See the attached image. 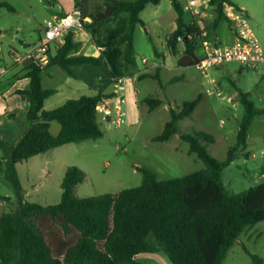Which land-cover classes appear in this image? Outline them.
<instances>
[{
    "label": "trees",
    "instance_id": "obj_1",
    "mask_svg": "<svg viewBox=\"0 0 264 264\" xmlns=\"http://www.w3.org/2000/svg\"><path fill=\"white\" fill-rule=\"evenodd\" d=\"M226 1L230 2L210 0L214 18L205 27L194 15L186 20L180 3L171 0L176 12L175 28L165 36V44L179 66H195L204 58L200 32L214 30L221 21H227L222 11ZM148 3L156 5L159 0H81L77 8L82 18L92 17L90 24L83 25L85 28L103 26L120 13L128 12L126 28L117 38L123 46L120 65L127 69L137 65L134 32L137 24H144L140 12ZM0 7L14 10L4 0H0ZM73 37V31H69L63 43L54 45L52 55L47 56L49 51L46 52L44 61L26 63L29 85L15 90L27 100L28 107L26 127L15 142L8 145L0 140L9 160L7 173L19 194L16 209L0 213V264H142L135 258L138 253L158 250L172 264H222L241 232L264 220V181L229 194L221 178L222 170L234 159V152L246 144L252 118L264 114V107L254 106L248 93L241 89L237 91L244 114L238 123L236 143L224 160L213 157L201 144V140L213 141L211 135L202 131L182 133L179 137L188 143V152L203 161L202 169L160 180L149 168L140 167L141 183L137 186L78 197L75 187L86 180V173L77 166H69L56 203L42 205L21 197L17 163L65 144L103 136L96 105L108 96L100 91L67 99L53 109L43 108L44 100L56 92L42 86L45 67L57 65L76 77L74 66L103 65L99 57L76 54L80 42ZM146 76L158 79L157 73H140L137 79ZM200 98L198 95L183 102L177 111L170 108V118L162 132L151 139L168 141L178 132V121L190 115ZM143 101L149 109L162 102L152 97ZM51 121L60 126L56 135L50 131ZM52 226L60 229L57 240L47 232ZM242 248L253 264H264L260 256L244 245Z\"/></svg>",
    "mask_w": 264,
    "mask_h": 264
},
{
    "label": "rangeland",
    "instance_id": "obj_2",
    "mask_svg": "<svg viewBox=\"0 0 264 264\" xmlns=\"http://www.w3.org/2000/svg\"><path fill=\"white\" fill-rule=\"evenodd\" d=\"M4 1L12 5L14 10L0 7V25L6 29L0 37V67L11 63L12 58L8 54L11 47L24 52L25 47L19 43L20 40L35 43L39 33L43 36L42 26L51 13H70L81 0ZM229 1L247 15L264 56V0ZM175 16L171 0H159L156 5L148 3L140 12L144 24H137L133 39L137 66L130 67L129 70L157 73L159 81L151 76L140 80L136 77L138 94L135 119L129 120L126 116L127 122L119 126H107L101 122L103 136L99 139L65 144L17 163L15 169L21 185V197L42 205L56 203L61 194L62 177L69 166H77L86 173V180L75 187V195L78 197L117 192L137 186L141 183L140 167L149 168L160 180L202 169L203 161L194 153L188 152V143L179 137L182 133L202 131L211 135L213 141L201 140V144L216 159L226 158L229 148L236 143L238 123L244 114L237 90L247 92V98L254 106L264 107V64L252 69L231 60L205 72H201L196 66H179L177 58L167 53L164 44L165 35L175 26ZM184 18L189 19V14L186 13ZM207 19H200L205 27L209 22ZM127 21L128 12H122L114 23L90 28L88 31L97 41L99 32L105 36L112 30L123 33ZM223 28H226L224 21L221 22L220 30L223 31ZM207 31L211 37L212 29ZM112 39V42L106 40L108 45L121 48L122 45L114 37ZM154 51L163 53V57H156ZM142 58L146 59L145 63L141 62ZM85 67L97 68L84 64L77 72H85ZM103 72L107 77L103 90L107 91L110 89V77L108 72ZM7 78L6 74L0 83L6 82ZM42 80L43 86L57 89L56 93L46 98L43 105L45 109L56 107L67 98H77L89 93L85 90L87 85L82 79L67 75L58 66H48ZM198 95L201 97L198 105L189 116L178 121L177 133L168 141L151 139L162 132L170 118V108L177 111L183 102L191 101ZM146 97L159 98L162 102L149 109L148 104L143 101ZM15 113V117H6L0 123V139L8 143L13 139L8 132L13 129V134L17 135L26 127L25 114L19 108ZM51 123V130L59 128L56 121ZM234 154V159L221 172L223 185L229 194L264 181V114L252 118L246 144ZM8 166L6 152L0 147V213L15 210L19 197L18 190L7 173ZM47 232L56 240L61 234L60 229L55 226L49 227ZM242 245L264 260V220L241 232L222 264H253ZM136 258L142 264H172L162 250L154 253L141 252Z\"/></svg>",
    "mask_w": 264,
    "mask_h": 264
},
{
    "label": "built area",
    "instance_id": "obj_3",
    "mask_svg": "<svg viewBox=\"0 0 264 264\" xmlns=\"http://www.w3.org/2000/svg\"><path fill=\"white\" fill-rule=\"evenodd\" d=\"M177 1L185 11L194 16L202 17L208 11L214 13V7L210 4V0ZM222 11L233 35L232 41L229 43L216 42L209 37L207 30H202L200 36L204 58L195 65L197 69L205 72L211 67L220 66L231 60L238 61L252 69L264 64L261 44L250 26L245 12L227 1L223 2ZM84 22L77 7L65 15L47 19L43 26V38L35 48L25 55H16L15 62H40L46 58V52L50 45L63 43L68 32L82 29ZM141 62L145 63L146 59L142 58ZM125 80L124 77L115 78L112 95L101 99L96 105L100 122L107 126H119L126 122Z\"/></svg>",
    "mask_w": 264,
    "mask_h": 264
},
{
    "label": "crops",
    "instance_id": "obj_4",
    "mask_svg": "<svg viewBox=\"0 0 264 264\" xmlns=\"http://www.w3.org/2000/svg\"><path fill=\"white\" fill-rule=\"evenodd\" d=\"M242 6L245 7L244 4H242ZM89 12L90 11H88V13ZM186 13L191 15L187 11H186ZM90 15H92V14H90ZM56 16H60V15L57 13H51L49 18H53ZM196 17H198L199 19H202V17H203L205 20L207 17L208 18L207 21L211 22L214 18V14H213V12L211 13L208 11L204 15H202V17L201 16H196ZM175 18H176V16H175ZM116 20H117V18L114 21H111L105 25L112 24ZM84 21H85L84 24H90L92 22V17L87 15L84 17ZM221 22L217 25V27L214 30H212L211 38L216 42L229 43L232 41L233 35L231 33V30L229 28L227 21H224L226 23V28H223V31L220 30ZM43 26H42L41 32H43ZM94 27H101V26H94ZM94 27H90V28H94ZM90 28H85L83 26L82 29L73 31L74 40L77 42H80V47H79L78 51L76 52V54L92 55V56L99 57L101 59L103 65H102V67L96 66L97 68L85 67L84 69H86V71L83 73L77 72V69L82 67L84 64L77 65V66H74L72 68L73 73L76 75L75 78L82 79L87 85V88H85V90H87L89 93H86V94L84 93L81 95H92V94H95V93L100 91L103 94H106L108 97H110L112 95V91H113L114 79L117 77H124L126 79L125 80L126 116L128 117L129 120L130 119L133 120V119H135L134 117H136L135 116L136 115L135 104L137 101V94H138V91L136 88V83H135L136 77L140 73H146V72L145 71H136V70L132 71V70H129V68L125 69L123 66L120 65V55L122 53L123 47L122 46H121V48L111 47L108 45V41H106V40H109L110 42H112V40H113L112 38L114 37V40L116 39V41H117L118 36H120L122 33H118L115 30H112L109 33H107L105 36V35H102L101 32H99V34H97L98 40L96 41V40H94L93 36L89 34L88 30ZM174 28H175V26H174ZM174 28L172 30H174ZM0 30H1L0 37H2L4 35V32L6 31V29H4L0 25ZM105 37H107L108 39H105ZM42 38H43L42 34L39 33L37 41L35 43H29V42L20 40L19 43L25 47L24 52L21 53V52L17 51V49H15L14 47H11L8 51L9 56L12 58L11 63H9L8 65H4L3 67H0V81H2L4 79V76L6 74L8 75L7 81L4 83H0V123L6 117L7 118L8 117H15V114H16L15 111L17 108H19L21 110V112H23L25 114V119H26V110L28 107V102L26 99L22 98L19 94H16L15 90L16 89H25L29 85V78L25 77V72H26L25 68H26L27 62L26 61L25 62H15L14 59H15L16 55H25L26 53L31 51L33 48H35L37 46L40 39H42ZM164 44H165V38H164ZM165 47H166V44H165ZM1 51H2V46H1V41H0V52ZM48 51L49 52H48L47 56L52 55L54 53V45H50V48ZM166 51H167V48H166ZM156 52L157 53L154 52L156 57H159V56L163 57V55H164L163 53H160L158 51H156ZM167 53H168V51H167ZM44 60L45 59L43 58L41 61H44ZM48 66L54 67L57 65H48ZM48 66L45 67L43 73L47 70ZM103 71L108 72L109 77H110V82H111L110 89L107 91L103 90V88L105 86V81L107 80V77L105 76ZM43 73H42V75H43ZM71 77H73V76H71ZM138 80H140V79H138ZM41 83L43 86V80H41ZM43 87L44 88H50V87H46V86H43ZM52 89H55V88H52ZM55 91L57 92V89H55ZM80 96H78V97H80ZM67 99H70V98H67ZM45 100H44V102H45ZM43 105H44V103H43ZM57 106H59V105H57ZM53 108H55V107H53ZM53 108H51V109H53ZM46 110H49V108ZM51 122H50V131L53 135H56L59 132L60 126L56 130L55 129L51 130V124H52ZM22 128H23V125H22ZM13 132H14V130L12 129L10 132L7 133V134L12 135V137H13V139L10 141V143H14L15 140L18 138V136L21 134L20 133V134L15 135V134H13ZM0 140H2V139H0ZM3 142L6 144H10V143L5 142V141H3ZM143 253H154V252H143Z\"/></svg>",
    "mask_w": 264,
    "mask_h": 264
}]
</instances>
